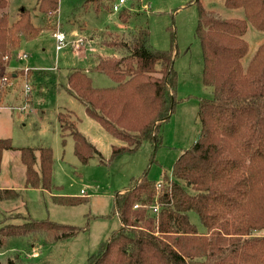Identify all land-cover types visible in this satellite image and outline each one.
Listing matches in <instances>:
<instances>
[{"label": "trees", "instance_id": "obj_1", "mask_svg": "<svg viewBox=\"0 0 264 264\" xmlns=\"http://www.w3.org/2000/svg\"><path fill=\"white\" fill-rule=\"evenodd\" d=\"M9 1L0 0V10ZM115 1L92 0L97 10ZM221 1L227 9L243 10L244 19L218 18L196 0L202 80L213 89V98L199 103L198 140L176 161L172 178L163 177L161 189L144 176L116 195L115 212L122 227L89 256L87 264H264V43L246 60L250 47L245 39L248 24L264 32V0ZM58 8L59 0H40L37 6L46 20H53ZM131 17L126 8L119 15L125 24ZM41 30L26 8L11 25L5 15L0 17L1 75H8L5 60L19 49L21 36L33 39ZM133 35L124 45L126 56L98 59L96 70L112 78L115 87H94L83 70L72 71L68 79L69 91L85 105L87 115L126 143L113 148L112 157L136 151L146 141L157 146L160 128L177 104L173 51L152 48L145 27L136 28ZM71 117V112L59 113L62 135L73 138L76 156L88 163L99 152ZM13 149L11 139H0V170L4 152ZM20 153L26 186L51 190V149L23 148ZM17 196L14 190H0V201ZM58 202L81 203L68 197ZM190 212L198 215L204 233L191 223ZM78 232L73 226L28 218L22 224L0 226V248L13 237L41 235L55 243ZM6 264L23 262L17 256Z\"/></svg>", "mask_w": 264, "mask_h": 264}, {"label": "rangeland", "instance_id": "obj_2", "mask_svg": "<svg viewBox=\"0 0 264 264\" xmlns=\"http://www.w3.org/2000/svg\"><path fill=\"white\" fill-rule=\"evenodd\" d=\"M39 1L10 0L0 10V17L5 15L11 25L26 8L31 11L34 26L42 28L33 39L21 36L19 49L5 60L9 62L7 68L4 66L8 75L0 74V139H11L14 147L3 154L0 190L18 193L14 199L0 201V226L22 224L30 218L73 226L80 232L55 243L46 242L41 235L10 238L0 248V262L6 264L18 256L23 264H87L89 256L97 254L102 243L122 227L115 212L116 195L144 176L156 183L164 176L172 178L176 161L200 136L199 103L201 99H212L213 89L204 86L202 80L203 52L196 34L199 5L196 0H126L120 12H113L118 0L100 10L92 0H59L57 15L46 20L37 10ZM200 3L218 18L244 19L243 10L227 9L221 0ZM125 8L132 16L127 24L119 18ZM139 27L148 29L152 48L173 51L177 104L174 114L160 128L157 146L146 141L136 151L112 157L113 148L125 147L126 143L87 115L85 105L69 91L68 79L72 71L83 70L94 87H115L112 78L96 70L97 60L126 56L124 45L131 42ZM60 30L69 42L62 50L57 49L53 36ZM81 38L83 44L76 49L74 42ZM245 39L250 47L249 60L264 43V32L248 24ZM22 54L27 57L18 58ZM27 68L33 72L26 73L23 69ZM60 112H71L69 120L75 121L78 130L98 150L99 155L88 163L76 156L73 138L63 137ZM23 148L51 149V190L26 186L20 153ZM188 190L193 193L191 188ZM66 197L81 203L66 206L58 202ZM189 218L200 233L205 232L196 213L190 212ZM35 251L39 255L34 258Z\"/></svg>", "mask_w": 264, "mask_h": 264}, {"label": "built area", "instance_id": "obj_3", "mask_svg": "<svg viewBox=\"0 0 264 264\" xmlns=\"http://www.w3.org/2000/svg\"><path fill=\"white\" fill-rule=\"evenodd\" d=\"M126 4V0H118L114 6H113V12H120L123 8V6ZM53 36L55 37V39L57 40V49L58 50H62L63 48H65L66 46H68L69 42L67 41V38H66V35L60 30V31H57V32H54L53 33ZM75 48L76 49H79L80 46L83 44V39H78L76 40L75 42ZM74 45V44H73ZM27 57L26 54H22V55H19L18 58L20 59H25ZM8 59V58H6ZM26 73H28L29 71H31L30 68H27V69H23ZM5 80V79H4ZM27 90L29 89V86L27 85L26 86ZM25 94H29V92L25 93ZM28 105V104H27ZM161 184L162 182H158L157 183V189H161ZM82 193H84V191H82ZM154 212H158V208H155L154 209Z\"/></svg>", "mask_w": 264, "mask_h": 264}, {"label": "crops", "instance_id": "obj_4", "mask_svg": "<svg viewBox=\"0 0 264 264\" xmlns=\"http://www.w3.org/2000/svg\"><path fill=\"white\" fill-rule=\"evenodd\" d=\"M97 61H98V60H97ZM86 73H88V72L86 71ZM33 247L35 248V245H33ZM38 255H39V253L35 251V252H33V255H32V256L35 258V257H37Z\"/></svg>", "mask_w": 264, "mask_h": 264}]
</instances>
